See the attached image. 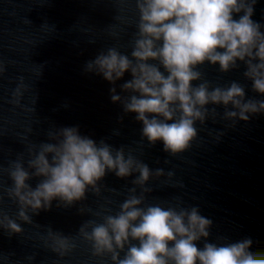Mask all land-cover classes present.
I'll list each match as a JSON object with an SVG mask.
<instances>
[{"label":"water","instance_id":"water-1","mask_svg":"<svg viewBox=\"0 0 264 264\" xmlns=\"http://www.w3.org/2000/svg\"><path fill=\"white\" fill-rule=\"evenodd\" d=\"M0 264H264V0H0Z\"/></svg>","mask_w":264,"mask_h":264}]
</instances>
